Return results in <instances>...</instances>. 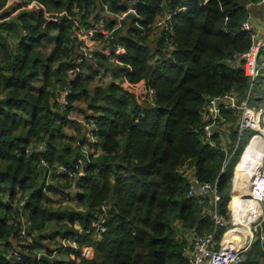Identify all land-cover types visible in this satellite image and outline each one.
<instances>
[{"label": "trees", "instance_id": "trees-1", "mask_svg": "<svg viewBox=\"0 0 264 264\" xmlns=\"http://www.w3.org/2000/svg\"><path fill=\"white\" fill-rule=\"evenodd\" d=\"M127 1L19 0L14 6L13 0L0 1V264H38L39 253L49 259L56 237L73 240L75 247L68 250V261L49 259L54 264H186L185 233H207L213 225L189 197L184 167L193 168L200 181L218 178L222 211H237L243 204L230 197L233 167L244 164L262 139L248 143L251 130L238 136L239 113L224 111L222 132L215 136H224L229 152L236 149L221 172L224 155L204 142L201 110L207 98L226 92L238 100L246 96L250 77L232 57L252 44L241 23L257 0H139L137 13L125 17L115 38L94 51L111 78L100 84L97 71L87 67L71 82L69 110L59 112L51 101L67 80L65 70L76 54L69 43L78 28L104 5L117 13ZM180 7L186 9L174 14L171 33L153 37L152 25ZM52 27L56 37L44 53L36 46ZM92 77L99 83L93 90ZM259 82L249 105L263 125L264 76ZM72 110L96 121L98 150L90 153L84 174L69 181L53 166L73 168L84 158L75 145L83 137L79 126L67 117ZM70 126L74 133L68 135ZM50 169L46 194L42 188ZM72 182L80 191L75 204L56 205L53 193L71 194ZM19 214L31 244L18 239ZM15 248L23 253L20 262L9 256ZM263 256L255 241L239 264H264Z\"/></svg>", "mask_w": 264, "mask_h": 264}, {"label": "built area", "instance_id": "built-area-1", "mask_svg": "<svg viewBox=\"0 0 264 264\" xmlns=\"http://www.w3.org/2000/svg\"><path fill=\"white\" fill-rule=\"evenodd\" d=\"M101 1V0H98ZM139 0H128L124 5V10L117 13L112 12L107 5L103 6V9L99 13H95L85 24L78 28V36L74 37L72 43L69 46H74L76 54L73 60L65 70L67 77L63 87H57L54 90L52 102L57 105L59 112H66L69 110L70 95H71V82L74 79L83 74L87 67H91L98 73V78L109 80L111 74L105 68L99 66L95 59V50L102 45L109 44L114 38L115 33L121 26L122 21L127 15H135L137 13L136 4ZM248 6H253L249 4ZM256 6L263 8L264 12V0H257ZM186 7H180L177 9L169 10L164 16L157 20L153 25V32L157 34L153 37L158 36L159 32L171 33V22L175 13L185 10ZM242 30L251 34L252 44L249 48L242 53L236 54L232 57L235 63H242V67L245 72L249 75V87L246 92V96L242 100L236 99V95L231 92L207 98L202 105L201 110V135L204 142L212 147L214 150L223 153L224 159L221 167L223 172L229 163L231 156L233 155L234 149L229 152L228 141H225L224 136H218L216 138L215 132L219 130L222 132V124L225 121L223 112L224 111H236L239 113L237 134L241 136L244 132L251 130L253 131L252 137L249 138L248 143L254 138H261L264 143V124L259 123L257 116V109L255 106L249 105V99L254 94V90H257L261 85L259 80L264 76V37L261 41L258 40V32L252 25L251 15L241 23ZM152 37V38H153ZM168 37L165 41H168ZM117 50H121L119 43H117ZM14 51H16V45H14ZM156 61L160 60V57H155ZM153 91L150 90L147 94V98H152ZM73 112H67L68 119L75 120L78 126L84 128L83 137L75 141V145L79 146L84 158H79L73 168L65 167L62 165H54L53 168L58 173L66 174L69 181H72L77 176L84 174L83 166L88 162L90 153H94L98 150L96 145V121H86L85 117L81 115V119L71 118L70 115ZM264 120V118H263ZM228 138V137H227ZM42 148V144L38 146ZM243 156V154H242ZM43 166L48 167V163L41 160ZM238 164V163H237ZM236 164V165H237ZM234 165L233 168L236 167ZM252 176L250 178L249 186L250 199L249 203L244 205L243 209L239 211H222L219 207L220 196L218 195V178L213 181H200L195 175L191 174L192 168L184 167L186 169L187 177V188L189 190V197H193L199 203L202 208V212L205 218L209 220L213 228L207 233H197L193 236L191 242L186 244L183 248V254L186 259V264H239L246 260L247 252L255 241H258L263 255H264V155L260 162L256 163L254 160L249 162ZM182 168L180 170L183 171ZM52 170L50 169L46 175V182L42 188V191L49 194L48 186L51 183ZM235 172L231 179L229 191L235 186ZM74 192L77 194L80 192L74 182ZM230 192V193H231ZM76 196L74 198H76ZM105 211V207H102ZM239 215L243 214L246 216L248 221V227L250 228V234L239 241H232L228 239V233L234 230L244 229L247 224L246 222L238 221ZM107 216L103 214L100 221L95 225L98 231H102V226ZM18 239L22 244H31L33 239L27 233V224L24 216L19 214L18 216ZM245 226V227H243ZM223 230L221 233H219ZM81 231V230H80ZM99 237H96L98 239ZM71 239L61 238L58 241V245L55 250L52 251L49 259L54 260L55 255L59 254L68 246V242ZM23 253L19 248H15L9 251V256L13 257V260L20 262L23 259ZM41 255L37 254L35 261L38 264H42ZM46 256V255H45ZM47 257V256H46ZM264 259V256H263ZM55 262L46 263L54 264ZM57 263V262H56Z\"/></svg>", "mask_w": 264, "mask_h": 264}, {"label": "crops", "instance_id": "crops-1", "mask_svg": "<svg viewBox=\"0 0 264 264\" xmlns=\"http://www.w3.org/2000/svg\"><path fill=\"white\" fill-rule=\"evenodd\" d=\"M251 18H252V25L254 26V29L258 32V40L257 41H261L264 37V12H263V8L260 6L253 7L251 9ZM56 33H57L56 28H54V27L50 28L48 37L46 39L42 40L41 43L38 44L36 47L41 50L43 46H46L45 49L41 50V51L44 53H48L53 46V42H54V39L56 37ZM46 51H48V52H46ZM78 129L80 130V133L83 136L84 128L82 126H79ZM225 130L227 131L226 133L229 136L228 131H231V130L228 128L227 124L225 125ZM67 133H68V135L74 133L71 126L68 128ZM76 138H79V137H76ZM191 174L195 175V170L193 168L191 170ZM230 183H232V182H230ZM70 192H71V194L69 193L66 196H62L61 193H59V192H54L53 196L51 197L52 201L56 205H67L68 200H69V203L75 204L74 197L76 196V192H74V186L73 185H72V188L70 189ZM64 197H66V198H64ZM230 197H231V194H230ZM241 206L242 205L239 206V208L237 209V212L239 211L240 208L242 209ZM239 214L240 213H238V218H237L238 221L239 222H246V224L248 225L249 219H247L246 216H244L243 214H241V215H239ZM195 234H197V233L194 231H188L185 233L187 244H189L191 242V240ZM59 239H61V237H56L54 240H57V242H58ZM67 247H69L67 250L65 247L63 251H61L59 254L55 255L54 258L56 261H68V256H69L68 250L75 247V242L73 240H70L68 242ZM79 247H82V249L87 254L93 256L92 251L90 250V247H88L87 245L86 246L81 245Z\"/></svg>", "mask_w": 264, "mask_h": 264}, {"label": "bare ground", "instance_id": "bare-ground-1", "mask_svg": "<svg viewBox=\"0 0 264 264\" xmlns=\"http://www.w3.org/2000/svg\"><path fill=\"white\" fill-rule=\"evenodd\" d=\"M97 125V124H96ZM263 142V141H262ZM264 155V143L263 145L257 144L248 154V160L244 164H237L235 167V186L232 189L231 195L240 199L242 204V209L244 205L249 203L251 196L250 189L248 188L250 178L252 176V171L254 168L250 169L249 162L254 160L256 163L260 162ZM189 192V190H188ZM250 234V228L245 227L244 229L230 231L228 233V239L234 242L242 240Z\"/></svg>", "mask_w": 264, "mask_h": 264}, {"label": "rangeland", "instance_id": "rangeland-1", "mask_svg": "<svg viewBox=\"0 0 264 264\" xmlns=\"http://www.w3.org/2000/svg\"><path fill=\"white\" fill-rule=\"evenodd\" d=\"M44 45H45V44H44ZM45 47H46V46H43L41 50H44ZM46 52H48V51H46ZM105 81H106V79L104 78V80L102 79V81L99 82V83H100V84H103V83H105ZM32 82H33V86H34V85L36 86V84L34 83V81H32ZM35 82L39 83V82H40V79L35 80ZM99 83L96 82L95 77H92V81H91V83L88 84V86H89L90 88H92V90H93V88H94L97 84H99ZM83 103H84L83 101H79L77 104H78L79 108H80L82 111H86V109H85V106H86V105H84ZM72 112H73V113L70 115L71 118H78V119H81V115H80V114H76V113L74 112V110H72ZM72 125H74V124H72ZM252 135H254V134H251L250 137H252ZM250 137H249V138H250ZM234 172H235V168H233V175H234ZM230 192H231V190H230ZM230 194H231V193H230ZM230 200H231V198L228 200L227 205L229 204ZM243 227H245V226H243ZM246 227H248V225H247Z\"/></svg>", "mask_w": 264, "mask_h": 264}, {"label": "water", "instance_id": "water-1", "mask_svg": "<svg viewBox=\"0 0 264 264\" xmlns=\"http://www.w3.org/2000/svg\"><path fill=\"white\" fill-rule=\"evenodd\" d=\"M19 0H13L12 6H14L15 4L18 3ZM41 259L43 261H45L46 263H51V261L45 256V255H41Z\"/></svg>", "mask_w": 264, "mask_h": 264}]
</instances>
